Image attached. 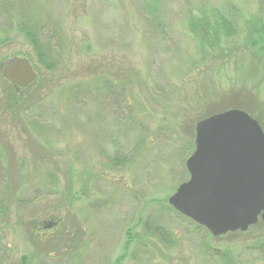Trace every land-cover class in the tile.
I'll return each instance as SVG.
<instances>
[{
    "label": "rangeland",
    "instance_id": "1",
    "mask_svg": "<svg viewBox=\"0 0 264 264\" xmlns=\"http://www.w3.org/2000/svg\"><path fill=\"white\" fill-rule=\"evenodd\" d=\"M216 12L235 35L213 51L189 24ZM256 21L264 0H0V264H264L262 220L212 237L167 203L201 114L238 102L264 131Z\"/></svg>",
    "mask_w": 264,
    "mask_h": 264
},
{
    "label": "water",
    "instance_id": "2",
    "mask_svg": "<svg viewBox=\"0 0 264 264\" xmlns=\"http://www.w3.org/2000/svg\"><path fill=\"white\" fill-rule=\"evenodd\" d=\"M1 75L16 91L37 78L23 57L5 64ZM185 167L188 179L167 199L179 215L212 237L264 222V131L247 112L229 108L198 120Z\"/></svg>",
    "mask_w": 264,
    "mask_h": 264
},
{
    "label": "trees",
    "instance_id": "3",
    "mask_svg": "<svg viewBox=\"0 0 264 264\" xmlns=\"http://www.w3.org/2000/svg\"><path fill=\"white\" fill-rule=\"evenodd\" d=\"M257 25H256V24ZM253 24H251L250 28V33L249 36L252 37V32L257 33V35L260 38L264 37V22H255ZM190 29L191 31L198 37V39L201 41V43H203L205 41V39H209L210 41V45L209 47H211V49L214 51L216 49V45L218 44V42H220V38H222L223 36L225 38H228L230 35H235L234 34V24L227 19L226 17H224L223 15H221L220 13L216 12L214 14V18L212 21H209L208 19L205 18H200L197 20H191L190 21ZM254 34V33H253ZM26 37L29 39L31 46L34 50V54L36 57V60L43 66L44 69L46 70H50L52 68H54L55 64L53 61V57H52V53L50 51V47L49 44L46 43V41H42L40 39L37 38V36L34 33L31 32H27L26 33ZM45 42V43H44ZM226 42V41H223ZM211 50V52H213ZM29 57V56H27ZM30 59V58H29ZM13 94V92H12ZM14 96V94H13ZM116 99H118V97H116ZM233 107H245L243 105H239L238 102L233 104ZM218 110H215V112ZM249 112V110H246ZM211 112L214 111H207L204 114H201L199 116L198 119H202L205 118L206 116L212 114ZM254 118H256L259 123H260V119L258 117H256L255 114H253L252 112H249ZM263 126V125H262ZM193 149V146H191L190 151ZM179 215V214H178ZM181 216V215H179ZM183 217V216H181ZM184 218V217H183ZM264 223V222H263ZM196 226V228H202L196 224H194ZM157 228V226H155ZM203 229V228H202ZM157 230V229H156ZM239 233H243L241 231H236ZM208 233V232H207ZM234 233V232H231ZM157 235H159L160 238L165 239L166 237H168V234H164L163 231H158ZM223 257V254H220V259L224 262V264H228V261H225V259Z\"/></svg>",
    "mask_w": 264,
    "mask_h": 264
},
{
    "label": "flooded vegetation",
    "instance_id": "4",
    "mask_svg": "<svg viewBox=\"0 0 264 264\" xmlns=\"http://www.w3.org/2000/svg\"><path fill=\"white\" fill-rule=\"evenodd\" d=\"M3 68V65H2ZM3 77V76H2ZM15 91H16V86L14 87ZM23 91L22 89H19L18 92Z\"/></svg>",
    "mask_w": 264,
    "mask_h": 264
}]
</instances>
